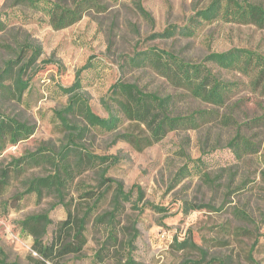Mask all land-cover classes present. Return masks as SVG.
Segmentation results:
<instances>
[{
  "label": "rangeland",
  "instance_id": "rangeland-1",
  "mask_svg": "<svg viewBox=\"0 0 264 264\" xmlns=\"http://www.w3.org/2000/svg\"><path fill=\"white\" fill-rule=\"evenodd\" d=\"M50 1L72 5L74 0ZM98 1L100 6L88 8L78 22L55 29L42 11L26 0H0V17L7 23L0 31V69L19 44L27 41L41 47L29 72L30 88L24 103L0 101L4 112L33 125L35 131L3 151L0 165L6 166L12 159L40 147L58 149L65 143L55 119V111L68 101L60 87L70 86L89 60L90 67L81 73L83 92L94 112L106 117L102 99L118 80L136 82L148 92H174L153 70L132 68L126 63L136 51L156 48L194 62L211 52L231 48H248L264 55V28L256 24L214 22L201 26L194 37L158 36L170 25L185 24L211 0ZM250 1L264 6V0ZM31 55L29 52L27 56ZM213 70L238 86L227 106L220 108L182 94L176 106L179 114L213 111V116L198 128L169 132L142 150L124 141L114 143L113 136L99 131L84 135L80 142L84 149L118 158L107 175L121 180L126 191L133 189L137 206L127 204L120 218L122 232L116 248L98 256L107 232L89 223L82 253L67 255L61 264H119L128 253L138 264H264V95L239 72L216 66ZM225 116H232L237 125L224 124ZM239 130L256 146V152L242 159H237L227 146ZM125 131L142 133L130 122L122 127ZM186 164L189 172L177 181V173ZM48 172L49 165L23 164L22 169L12 172L11 188L5 198L23 192L28 178ZM98 181L96 170L80 173L70 183L68 199L84 203L81 193L87 186L96 187ZM140 193L143 198L138 200ZM55 200L26 194L16 208L6 212L0 208V261L5 256L9 263L31 264L33 239L22 233L18 221L33 213L48 212L52 223L46 240L50 241L67 217L66 207L54 206ZM185 202L202 207L184 213ZM151 205L166 211L159 212ZM106 208L108 205L98 212ZM238 211L249 218H243ZM185 239L195 246L178 249L176 242Z\"/></svg>",
  "mask_w": 264,
  "mask_h": 264
},
{
  "label": "trees",
  "instance_id": "trees-1",
  "mask_svg": "<svg viewBox=\"0 0 264 264\" xmlns=\"http://www.w3.org/2000/svg\"><path fill=\"white\" fill-rule=\"evenodd\" d=\"M33 8L42 11L55 29H62L78 22L84 12L91 7H98V0H74L72 5L60 1L26 0ZM147 14V13H146ZM224 22L238 24H256L264 28V6L250 0H211L204 8L198 9L183 25H170L161 37L182 35L194 37L199 28L208 23ZM7 26L0 17V31ZM32 55L28 57V53ZM41 47L25 42L13 48L12 57L4 61L0 69V101L24 103V96L30 88V75ZM132 68H149L164 78L174 89L173 93L160 94L142 89L136 82L118 80L114 83L102 104L107 112L106 117L98 115L92 109L87 93L83 92L81 73L90 67L89 60L78 72L75 81L67 87H60L68 95L67 104L55 111L60 131L65 136V143L60 148L40 147L28 152L6 166L0 165V208L6 212L16 208L26 194H35L38 198H55L54 206L64 205L66 219L59 224L56 236L46 240L52 219L48 212L33 213L18 221L22 233L32 237L33 253L29 255L31 264H61L69 254H81L87 244L86 231L89 223L104 228L106 240L99 251L110 252L117 247L120 233V218L126 212L127 204L137 206L133 200V189L126 191L121 180L108 176L109 169L119 160L114 155H99L87 151L80 145L84 135L90 131L113 136V142L124 141L138 150L151 146L169 132L178 129L198 128L206 118L213 116V111L197 110L190 114H179L176 106L182 94L189 95L216 107L227 106L236 92L237 83L222 79L214 72L213 66L226 71H236L249 78L251 87L264 95V55L248 48H231L222 52H211L201 61L186 60L173 52L156 48L136 51L126 61ZM126 122L141 128L142 133L135 131L122 132ZM223 123L237 125L232 116H225ZM239 126L238 128H240ZM35 127L18 116L8 114L0 108V154L11 145L28 139ZM234 156L242 159L256 152L254 143L241 130L227 143ZM49 165L50 172L43 176L27 179L25 190L5 198L11 188L12 172L22 169V165ZM184 166L177 173L179 181L189 172ZM88 170H96L99 177L96 187L87 186L80 197L84 203H73L68 199L70 183L76 176ZM208 177V176H207ZM143 198L140 193L139 199ZM104 205L108 208L102 212ZM153 209L164 212L165 208L151 205ZM201 205L184 203V213L200 209ZM248 219V215L238 211ZM264 221V214H263ZM134 236L130 240L132 242ZM178 249L195 246L189 239L176 242ZM107 252H103L106 251ZM204 252V251H203ZM119 264H138L131 253H128ZM0 264L9 263L5 256ZM183 264H188L184 262ZM206 264H211L207 262Z\"/></svg>",
  "mask_w": 264,
  "mask_h": 264
}]
</instances>
